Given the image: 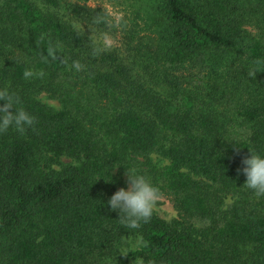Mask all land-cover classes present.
<instances>
[{
    "label": "trees",
    "instance_id": "1",
    "mask_svg": "<svg viewBox=\"0 0 264 264\" xmlns=\"http://www.w3.org/2000/svg\"><path fill=\"white\" fill-rule=\"evenodd\" d=\"M154 9L158 37L128 34L97 55L101 8L0 0V89L36 118L0 134V264H264V197L237 171L249 150L264 154V0ZM127 171L178 217L124 228L107 201Z\"/></svg>",
    "mask_w": 264,
    "mask_h": 264
},
{
    "label": "clouds",
    "instance_id": "2",
    "mask_svg": "<svg viewBox=\"0 0 264 264\" xmlns=\"http://www.w3.org/2000/svg\"><path fill=\"white\" fill-rule=\"evenodd\" d=\"M96 11L92 16L91 25H105L108 28H118L123 23L124 14L108 9ZM72 28L80 32L84 26L78 20L71 21ZM89 38L93 43L94 54H102L109 50L111 40L107 32L94 35L92 26ZM56 49L50 54L54 55ZM72 68L81 71L83 65L73 61ZM24 78L29 79L35 75L32 70H25ZM42 75V73L40 74ZM255 75V70L253 71ZM20 99L8 88L0 89V134L15 130L24 134L36 122L35 116L26 108L20 106ZM250 155L242 159L243 167L238 169V175L245 177L244 186L251 190L257 198L264 197V154L249 150ZM128 185L116 191L107 201L111 212L118 215L121 225L129 230H138L143 224L149 223L157 210L161 198L160 188L150 177L135 171H127Z\"/></svg>",
    "mask_w": 264,
    "mask_h": 264
},
{
    "label": "rangeland",
    "instance_id": "3",
    "mask_svg": "<svg viewBox=\"0 0 264 264\" xmlns=\"http://www.w3.org/2000/svg\"><path fill=\"white\" fill-rule=\"evenodd\" d=\"M75 5H84L93 8H103L114 12H122L124 14L123 23L114 28L117 32L116 37H109L112 43H117L127 37L128 34L135 35L139 39L148 40L158 37L157 32L161 30L159 24L160 15L154 9L156 0H66ZM117 39V40H114ZM41 98L56 108L61 107V103L51 98L47 93H43ZM72 160L63 157L62 162L70 163ZM59 167V166H58ZM126 184L123 187H127ZM159 215L167 220L178 217V212L173 204L165 198H160L156 210Z\"/></svg>",
    "mask_w": 264,
    "mask_h": 264
}]
</instances>
